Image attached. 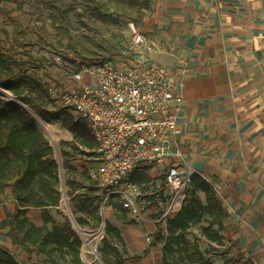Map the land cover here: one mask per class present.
Instances as JSON below:
<instances>
[{"label": "crops", "instance_id": "obj_1", "mask_svg": "<svg viewBox=\"0 0 264 264\" xmlns=\"http://www.w3.org/2000/svg\"><path fill=\"white\" fill-rule=\"evenodd\" d=\"M12 4L22 16L18 0ZM138 9V30L154 43L151 57L183 79L177 137L188 166L211 182L226 212L222 244L202 237L203 249L211 244L224 257L205 255L212 264H264V0L133 1L132 17ZM137 173L140 185L148 183L138 198L141 221L111 204L107 220L119 230L118 250L126 249L120 264H163L158 236L166 234L155 219L168 199L165 169L156 163Z\"/></svg>", "mask_w": 264, "mask_h": 264}, {"label": "trees", "instance_id": "obj_2", "mask_svg": "<svg viewBox=\"0 0 264 264\" xmlns=\"http://www.w3.org/2000/svg\"><path fill=\"white\" fill-rule=\"evenodd\" d=\"M84 4L81 0V5ZM27 44L24 43L23 47ZM11 51V46L6 48L0 42V86L29 104L41 117L46 118L49 114L62 119L63 126L73 133L71 141L61 144L62 166L68 170L73 169L70 163L73 150L81 147L95 153V140L87 127L74 122L68 112L63 109L48 111L22 96L25 88L21 86V81L26 75L23 70L13 72L20 60ZM99 59L84 58L83 61ZM131 179L137 183L144 182V178ZM67 181L69 191L73 193L79 186L74 179ZM59 182V166L54 157V149L45 134L26 111H22L12 100L0 96V191L10 187L15 200L12 210L0 219V228H8L6 235L12 243L28 251L34 249L43 256V259L35 262L21 263L5 247L0 246V264H84L80 258L81 238L71 221H55L47 209L59 205ZM201 193H204L203 199ZM71 200L76 222L84 226L86 218L76 215V211L89 212L94 198L89 192H82L73 195ZM109 204L116 210L124 209L119 199L111 198ZM30 206L43 207L42 225H36L28 218L26 211ZM225 216V209L211 182L195 173L186 188V196L180 209L167 219L166 235L158 236L163 240V264H212L205 252L224 257L223 252H219L211 244L203 249L202 237L217 245L222 244L220 231ZM193 229H199L200 235L193 232ZM102 242L100 252L105 263L111 264V256H114L115 264H120L126 249L123 245L122 251L118 250L117 245L121 244L119 230L108 220H105Z\"/></svg>", "mask_w": 264, "mask_h": 264}, {"label": "built area", "instance_id": "obj_3", "mask_svg": "<svg viewBox=\"0 0 264 264\" xmlns=\"http://www.w3.org/2000/svg\"><path fill=\"white\" fill-rule=\"evenodd\" d=\"M154 43L135 31L127 55L81 61L64 65L65 86L51 85L52 96L59 100L74 122L84 124L96 142L94 166L90 176L104 195L102 203L115 197L141 221L139 200L143 188L132 181L161 163L165 169L164 198H168L155 221L166 234L167 219L181 207L186 188L196 173L188 166L177 137L178 114L183 102L178 89L182 76L151 57ZM60 60V53L53 55ZM59 171H61L60 164ZM60 201L57 208L71 214V195L59 176ZM150 240V237L147 238Z\"/></svg>", "mask_w": 264, "mask_h": 264}, {"label": "rangeland", "instance_id": "obj_4", "mask_svg": "<svg viewBox=\"0 0 264 264\" xmlns=\"http://www.w3.org/2000/svg\"><path fill=\"white\" fill-rule=\"evenodd\" d=\"M133 1L140 4L143 0H83L84 5H81V0H18V3L24 8V13L22 16H20L21 13L16 16L15 7L12 4L16 0H0V42L6 48L11 46V53L20 60V64L14 68L13 72L25 71L26 76L21 81V86L25 88L22 96L48 111L63 109L67 112L60 105L59 100L52 96L51 85L65 86L67 84L63 71L65 64L74 67L84 58L102 59L128 54L132 35L135 31H139L138 27L142 25L137 22V19L142 16L143 11L138 9L136 17H132ZM70 6L78 9H71ZM17 18L19 20H16ZM19 37L23 39L19 40ZM26 40L36 43L33 49L31 45L23 47V42ZM58 53H60V60L53 56ZM15 97L18 98V96ZM42 119L51 125L52 132L56 136L55 139L44 133L34 119L35 124L53 146L54 157L61 167L59 176L61 173L68 194L72 197L82 192L85 194L89 192L94 198L93 206L90 207L89 212L76 211V215H82L87 220L84 226H80L78 222L77 225L88 232L101 263L107 264L103 260L100 248L103 245L102 238L109 201L111 198H117L110 197L105 203H102L105 194L95 187L96 183L90 176L94 166L93 150L81 147L73 150L70 160L73 169L68 170L62 166L61 144L71 141L73 133L63 126L60 117L48 114L46 118L42 117ZM140 176L143 175L136 173L135 179H139ZM70 178L74 179L79 186L73 190V193H70V185L67 183ZM58 187L60 190V182ZM70 201L71 213L76 221L75 214H73L74 205L72 200ZM14 203L10 187H5L0 191V217L8 214ZM95 206L97 208H94ZM47 209L55 221L70 220L68 213L56 206ZM43 210V207L30 206L26 214L30 220L40 218L43 221ZM48 225L50 226V223ZM71 225L81 238V261L84 264H90L88 261L90 255H84L82 251L83 237L78 228L72 223ZM7 229L0 228V246L5 247L17 261L30 263L43 259V256L37 254L34 249L28 251L22 246L12 243L6 235ZM61 263L64 264V262Z\"/></svg>", "mask_w": 264, "mask_h": 264}, {"label": "bare ground", "instance_id": "obj_5", "mask_svg": "<svg viewBox=\"0 0 264 264\" xmlns=\"http://www.w3.org/2000/svg\"><path fill=\"white\" fill-rule=\"evenodd\" d=\"M0 95H4L7 98L14 100L15 103L24 111H26L28 114H30L36 121L38 127L46 133L50 138L55 139V134H53L51 125H49L48 122L42 119V117L28 104H25L21 100H19L17 97H15L10 91L0 87ZM75 226L78 228L80 231L82 237H83V246H82V251L84 255H90V258H88V261L90 264H102L100 257L93 246L92 239L89 236L88 232H86L84 229L80 228L77 225V222Z\"/></svg>", "mask_w": 264, "mask_h": 264}, {"label": "water", "instance_id": "obj_6", "mask_svg": "<svg viewBox=\"0 0 264 264\" xmlns=\"http://www.w3.org/2000/svg\"><path fill=\"white\" fill-rule=\"evenodd\" d=\"M1 96H3V97H5V98H7L6 96H4V95H1ZM9 99V98H8ZM14 103H15V101L14 100H12ZM46 136V135H45ZM53 147V146H52ZM57 163L59 164V162L57 161ZM59 166V165H58ZM69 219H70V221H71V223L73 224V225H75L76 224V221L74 220V218L71 216V214L69 215Z\"/></svg>", "mask_w": 264, "mask_h": 264}]
</instances>
